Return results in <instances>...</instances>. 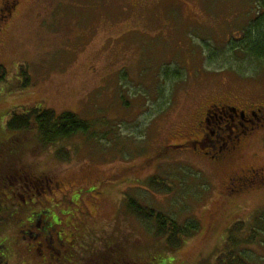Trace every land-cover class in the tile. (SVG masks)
Masks as SVG:
<instances>
[{
    "label": "rangeland",
    "instance_id": "rangeland-1",
    "mask_svg": "<svg viewBox=\"0 0 264 264\" xmlns=\"http://www.w3.org/2000/svg\"><path fill=\"white\" fill-rule=\"evenodd\" d=\"M258 2L20 0L0 24V243L13 252L10 264L28 256L17 233L25 219L18 205L32 194L80 234L66 264H215L229 228L264 213V184L225 189L230 176L264 165V128L240 163L216 165L181 146L197 137L212 103L264 106V60L240 50ZM17 108L74 114L97 135L78 134L46 150L35 138L10 141L21 136L4 127ZM40 176L59 183L52 194L7 182ZM123 197L197 229L170 249L154 222L128 214ZM84 223L93 233L82 232ZM246 251L250 264H264L261 238Z\"/></svg>",
    "mask_w": 264,
    "mask_h": 264
},
{
    "label": "flooded vegetation",
    "instance_id": "flooded-vegetation-1",
    "mask_svg": "<svg viewBox=\"0 0 264 264\" xmlns=\"http://www.w3.org/2000/svg\"><path fill=\"white\" fill-rule=\"evenodd\" d=\"M19 3L20 0H4L0 4L1 25L7 23L17 12ZM232 99L241 100L239 96H234ZM229 102L230 99H227L210 104L199 121L197 137L181 146H187L204 157L215 160L216 165H224L230 162L240 163L245 157L243 151L246 149L245 147H249L254 138V133L264 128V106L255 107L251 105L247 107V105H240L247 104L246 101L239 102V105H233ZM263 168L264 165L258 168L251 167L247 171H240V173L230 176L225 182L226 191L233 194L246 186L264 184V172L260 171ZM20 178L9 181L8 185L12 188L15 185L16 187L20 186L24 192H30L33 188L40 187V193L44 195L52 194V190L59 186V183L53 180L38 186V182L24 181L23 178ZM21 199L22 204L18 206L24 207L22 210L25 219L20 221L21 224L17 233H20L23 251L28 256H20V264H30L32 261L40 264H66L63 261L65 255L73 256L79 247L77 238L80 234L78 231L69 225V229L66 230L60 219L63 215L56 214L52 207L50 208L43 202L34 203L33 194L29 196V201L24 197ZM36 205L39 206L35 207ZM56 207L55 205L54 209ZM83 225V233H93V229L86 230V223ZM79 226L81 227L82 224ZM37 238H39V242H35ZM12 254L13 252L1 242L0 264H10L14 257ZM50 258L54 260L51 261Z\"/></svg>",
    "mask_w": 264,
    "mask_h": 264
},
{
    "label": "trees",
    "instance_id": "trees-1",
    "mask_svg": "<svg viewBox=\"0 0 264 264\" xmlns=\"http://www.w3.org/2000/svg\"><path fill=\"white\" fill-rule=\"evenodd\" d=\"M242 52L252 54L256 59L264 60V0H259L258 11L255 18L247 24L243 33V41L240 45ZM28 83L29 78L25 72L20 74ZM92 122L80 119L71 113H62L56 115L48 109L34 108L24 110L17 108L7 113V120L4 124L5 130L11 133H17L21 136L13 137L10 141L20 143L24 139H37L41 150L67 141L72 137L81 134L89 137H96L97 133L91 131ZM6 141H0L3 146ZM38 182L39 186L52 181L50 178L40 176L39 178L24 181ZM154 182V178L152 179ZM9 182V180L7 181ZM152 182V183H153ZM4 184V183H3ZM38 185V184H37ZM13 191L14 189L11 188ZM122 203L126 206L128 214L140 218L143 221H152L156 226V235L164 238L170 244V249H176L181 242L189 238L197 229L194 223L190 222L180 227L174 220L164 215L146 209L139 205L136 200L131 198H123ZM0 208V215L4 217L6 214ZM1 219V217H0ZM179 234L180 242L176 243L175 236ZM261 238L264 243V213H255L245 222L234 223L227 231L225 241L222 247L215 253V264H250L251 258L246 254L248 247L255 245L257 239ZM173 244V245H172ZM262 245V244H261ZM103 257V256H102ZM110 259L100 260L96 264H117ZM105 261V262H104ZM118 264H149V263H133L130 260H118ZM95 264V262H94Z\"/></svg>",
    "mask_w": 264,
    "mask_h": 264
}]
</instances>
